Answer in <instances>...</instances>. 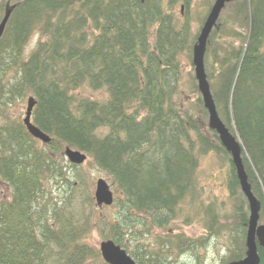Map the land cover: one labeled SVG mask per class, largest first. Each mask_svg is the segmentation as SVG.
Segmentation results:
<instances>
[{
	"label": "trees",
	"instance_id": "1",
	"mask_svg": "<svg viewBox=\"0 0 264 264\" xmlns=\"http://www.w3.org/2000/svg\"><path fill=\"white\" fill-rule=\"evenodd\" d=\"M6 1L1 0L0 10ZM168 1L164 6L162 0H21L13 9L0 37V103L31 92L36 98L32 120L51 139L39 146L22 122L0 124V181L11 190L9 199L0 201V264H82L97 255L81 241L85 227L45 197V182L65 179L60 162L65 145L86 152L122 194L111 217L97 219L107 228L105 236L137 264L165 263L159 252L129 251L127 229L146 217L157 225L172 219L191 191L198 155L216 151L228 163L229 193L238 196L237 234L228 228L232 240L223 264L245 256L248 203L229 151L207 126L195 77L205 124L175 101L179 55L186 50L191 58L199 28L191 32L190 0H179L186 9L180 22L170 10L177 0ZM34 31L43 38L24 57ZM204 67L217 113L241 144L262 223L264 0L225 4L209 35ZM82 83L105 87L107 98L77 97L74 90ZM76 180L77 187L88 188L83 176ZM85 195L92 206L93 198ZM215 217L212 225H222ZM257 253L258 264H264L259 244Z\"/></svg>",
	"mask_w": 264,
	"mask_h": 264
},
{
	"label": "rangeland",
	"instance_id": "2",
	"mask_svg": "<svg viewBox=\"0 0 264 264\" xmlns=\"http://www.w3.org/2000/svg\"><path fill=\"white\" fill-rule=\"evenodd\" d=\"M20 1L11 2L7 0L3 4V10H0V21L5 14L6 4L8 3L9 6L15 4L16 6ZM212 1L190 0L187 15L191 32L197 31ZM162 2L166 6L169 1L162 0ZM180 2L177 0L170 9L179 22L183 19L184 11L186 10L184 7L181 10ZM149 37L150 42L153 43V37ZM42 38L43 36L40 32L34 31L24 47L23 56L27 57ZM179 59L181 73L178 91L175 95L176 104L181 110H187L194 117L195 121L202 126L205 123L202 121V110L196 100L198 92L194 90V74H192L193 64L191 58H189L185 50L180 53ZM209 62L213 65L212 59ZM10 74V72L7 73V75ZM74 91L77 97H91L92 99L104 100L108 96L105 87L93 89L87 83H82ZM29 95L33 94L28 92L23 98L5 99L6 103H0V124L22 122L26 100ZM1 101H4V98ZM206 136L209 140H212L209 134L206 133ZM36 143L39 146H43V143L38 139L35 141ZM198 156L199 161L191 191L185 194L176 206L174 217L163 225L145 221L142 224H135L128 228L124 235L128 249H132L138 245L142 247L141 249L144 248L153 252L154 255H157L155 253L159 252L165 264H223L224 259H226L229 253L228 247L232 240L229 229L233 230L235 235L237 234L238 224L235 220V207L238 203V196H232L227 187L228 163L226 159L214 150L200 153ZM60 162L65 179L64 181L54 179L45 182V197H47V200L51 204L56 203L58 207L64 208L66 212L74 216V221L85 227L84 233L81 235V241L96 251L97 255L86 257L82 264H104L106 262L100 254L99 244L105 238L107 228L101 225L97 217L100 216L102 218V216H106V219H108L116 207L114 204L110 206L105 204L99 206L96 204L93 197L95 180L102 176L110 182L114 189L115 202L117 197H122V194L116 191L110 177L95 165L90 156L87 155L82 163L75 164L62 155ZM70 164L78 166V169L74 171L69 167ZM76 174L85 178L86 185L88 186L87 189L84 186L81 189L77 187ZM71 181L75 185H71ZM10 194L11 190L9 186L1 180L0 201L9 199ZM85 194L93 198L94 202L92 206L90 199L88 200ZM214 215H216V220L218 218L222 220V225L219 224L217 226L215 222L212 225Z\"/></svg>",
	"mask_w": 264,
	"mask_h": 264
},
{
	"label": "water",
	"instance_id": "3",
	"mask_svg": "<svg viewBox=\"0 0 264 264\" xmlns=\"http://www.w3.org/2000/svg\"><path fill=\"white\" fill-rule=\"evenodd\" d=\"M230 0H214L211 4L205 19L203 20L197 36V41L192 46V64L194 70V77L197 82V89L201 94V99L204 108L208 113V126L215 130L221 143L229 151L231 161L235 168V173L239 181L240 189L244 194L249 208L247 230L245 235L246 251L245 256L238 260L229 261L227 264H258L259 256L257 253L256 241L264 248V224H258L260 202L251 191L250 184L247 180V174L244 169L241 157V144L233 136L227 127L222 122L216 109L213 96L210 91L209 82L204 68V53L206 49V42L208 35L215 25L219 14L225 4ZM15 4L5 7V14L0 21V37L3 33L6 21ZM36 103L34 96L29 95L26 100L25 116L22 119L24 126L32 137L40 140L46 144L51 137L48 133L39 128L30 120L31 112ZM64 154L70 162L80 164L86 159V153L73 149L66 145L64 147ZM94 199L97 205H109L112 203L113 194L108 184L104 179L97 178L94 186ZM99 251L103 260L108 264H136V262L127 254L126 250L116 245L113 240H101L99 244Z\"/></svg>",
	"mask_w": 264,
	"mask_h": 264
},
{
	"label": "bare ground",
	"instance_id": "4",
	"mask_svg": "<svg viewBox=\"0 0 264 264\" xmlns=\"http://www.w3.org/2000/svg\"><path fill=\"white\" fill-rule=\"evenodd\" d=\"M180 7H181V10H182V8L184 7V2L183 1H181L180 2ZM216 24V23H215ZM215 26V25H214ZM213 26V27H214ZM213 29V28H212ZM212 29H211V31H212ZM211 31H210V33H211ZM210 33H209V35H210ZM209 35H208V38H207V42H208V39H209ZM197 36H198V33H197V35H196V37H195V41H194V43L197 41ZM207 42H206V47H207ZM193 46V45H192ZM205 52H206V49H205ZM205 54V53H204ZM192 61V60H191ZM199 91V90H198ZM211 91V90H210ZM200 93V92H199ZM212 94V93H211ZM201 95V94H200ZM25 110H26V106H25ZM24 116H25V111H24ZM23 116V117H24ZM207 118H208V113H207ZM23 119V118H22ZM30 120L33 122V120L31 119V117H30ZM223 122V121H222ZM34 123V122H33ZM22 124H23V122H22ZM11 125V124H10ZM24 125V124H23ZM225 125V124H224ZM207 126H208V122H207ZM209 127V126H208ZM26 128V127H25ZM211 129V128H210ZM228 129V128H227ZM26 131H27V129H26ZM28 132V131H27ZM29 133V132H28ZM30 134V133H29ZM32 136V135H31ZM44 144V143H43ZM61 155H64L65 157H66V155L64 154V148H62V152H61ZM67 158V157H66ZM68 159V158H67ZM102 179H104L108 184H110V182L105 178V177H102V176H100ZM100 177H98V178H100ZM94 186H95V184H94ZM110 188H111V191H112V194H113V200H112V203L111 204H109L108 206H110V205H112V204H114L115 205V207H117V205H116V203H115V194H114V189H113V187H112V185L110 184ZM93 197H94V192H93ZM95 200V199H94ZM51 203V202H50ZM165 218H167V217H165ZM146 219V221H150V217H146L145 218ZM167 220H169V219H167ZM164 224V223H163ZM162 224V225H163ZM106 239H111V240H113L112 238H109V237H106L105 236V238L103 239V240H106ZM114 241V240H113ZM114 243L116 244V245H118V246H120L122 249H124V250H126L123 246H121L120 244H118V243H116L115 241H114ZM258 242L256 241V246H258ZM260 245V244H259ZM261 246V245H260ZM245 247H246V243H245ZM135 250L136 251H140L141 250V248L142 247H139L138 245H136L135 247ZM134 248H132V249H129V251H131V250H133ZM126 252H127V250H126ZM127 254L134 260V258L130 255V253L129 252H127ZM259 256V255H258ZM135 261V260H134ZM137 264V263H136Z\"/></svg>",
	"mask_w": 264,
	"mask_h": 264
}]
</instances>
